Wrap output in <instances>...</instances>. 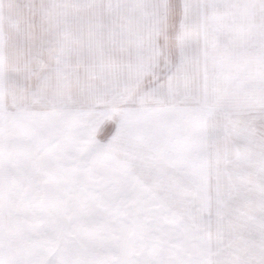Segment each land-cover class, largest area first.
Returning a JSON list of instances; mask_svg holds the SVG:
<instances>
[{"label": "rangeland", "instance_id": "obj_1", "mask_svg": "<svg viewBox=\"0 0 264 264\" xmlns=\"http://www.w3.org/2000/svg\"><path fill=\"white\" fill-rule=\"evenodd\" d=\"M40 3L43 85L0 75V264H264V0Z\"/></svg>", "mask_w": 264, "mask_h": 264}, {"label": "crops", "instance_id": "obj_2", "mask_svg": "<svg viewBox=\"0 0 264 264\" xmlns=\"http://www.w3.org/2000/svg\"><path fill=\"white\" fill-rule=\"evenodd\" d=\"M40 2H45V0H0V75L4 85V94H6L8 86L20 88V86L28 85V87L37 88L39 85H43L40 80L41 76L29 74L30 69L37 68V64L44 57V55H40V52L46 51L45 46L51 47L54 44L50 42L49 35V41L45 37L40 39L39 16L42 12L48 14L47 8H41ZM74 41L71 39L69 44L68 40L65 52L67 51L69 56L66 54L64 58H66L67 67L70 69L69 79L82 84V75L87 61L86 56H83L82 44L77 46L75 42L71 46ZM34 47H37V50H34ZM47 51V60L51 58L49 62H52L54 66L55 55L54 57L49 56L48 48ZM40 67L43 66H39V71L43 70ZM72 71L75 72L74 75H71ZM25 79L28 83L24 81ZM30 79H32L31 84L29 83ZM35 79L36 82H34Z\"/></svg>", "mask_w": 264, "mask_h": 264}, {"label": "snow or ice", "instance_id": "obj_3", "mask_svg": "<svg viewBox=\"0 0 264 264\" xmlns=\"http://www.w3.org/2000/svg\"><path fill=\"white\" fill-rule=\"evenodd\" d=\"M215 105H209L205 102V110L206 112H211L215 110ZM223 124L220 127H216L213 129V134L216 136H226L230 134V125L232 124L231 114L228 112H224L222 115Z\"/></svg>", "mask_w": 264, "mask_h": 264}]
</instances>
